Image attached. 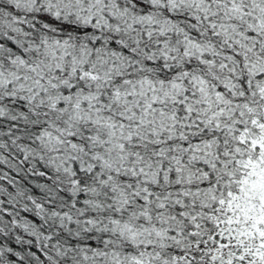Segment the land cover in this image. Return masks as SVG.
<instances>
[{
    "label": "snow or ice",
    "instance_id": "1",
    "mask_svg": "<svg viewBox=\"0 0 264 264\" xmlns=\"http://www.w3.org/2000/svg\"><path fill=\"white\" fill-rule=\"evenodd\" d=\"M0 264H264V0H0Z\"/></svg>",
    "mask_w": 264,
    "mask_h": 264
}]
</instances>
